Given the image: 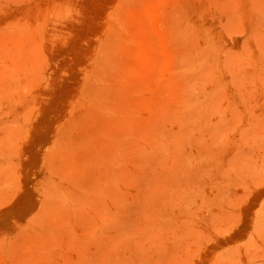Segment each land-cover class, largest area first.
Returning a JSON list of instances; mask_svg holds the SVG:
<instances>
[{"label":"rangeland","instance_id":"374dc122","mask_svg":"<svg viewBox=\"0 0 264 264\" xmlns=\"http://www.w3.org/2000/svg\"><path fill=\"white\" fill-rule=\"evenodd\" d=\"M263 216L264 0H0V264H264Z\"/></svg>","mask_w":264,"mask_h":264},{"label":"bare ground","instance_id":"6f19581e","mask_svg":"<svg viewBox=\"0 0 264 264\" xmlns=\"http://www.w3.org/2000/svg\"><path fill=\"white\" fill-rule=\"evenodd\" d=\"M36 191H37V190H36ZM263 217H264V216H263ZM263 217H262V218H263ZM260 220H261V219H260Z\"/></svg>","mask_w":264,"mask_h":264}]
</instances>
